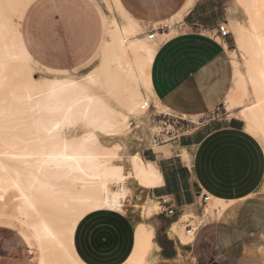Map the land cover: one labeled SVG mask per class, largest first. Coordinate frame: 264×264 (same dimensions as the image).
Instances as JSON below:
<instances>
[{"label": "bare ground", "instance_id": "bare-ground-1", "mask_svg": "<svg viewBox=\"0 0 264 264\" xmlns=\"http://www.w3.org/2000/svg\"><path fill=\"white\" fill-rule=\"evenodd\" d=\"M30 1L0 0V212L32 230L41 250L39 264H84L71 245L77 222L99 208L125 213L133 192L129 181L144 188L161 183L155 164L137 151L124 154L129 162L125 170L123 161L116 162L122 155L120 142L107 145L100 136L123 134L128 116L148 103L149 68L163 35L149 38L140 21L112 0L120 21L104 18L99 66L80 79L35 78L12 19L16 12L22 16ZM232 1L231 13L240 5L247 16V25L231 13L228 19L248 58L245 73L233 60L235 80L226 101L229 107L240 106L237 119L264 145V0ZM216 39L222 41L219 35ZM8 76L19 80L16 86H9ZM214 210L227 216L233 201L210 196L204 215ZM153 236L151 225L138 222L133 250L122 264H149L156 247Z\"/></svg>", "mask_w": 264, "mask_h": 264}, {"label": "crops", "instance_id": "crops-1", "mask_svg": "<svg viewBox=\"0 0 264 264\" xmlns=\"http://www.w3.org/2000/svg\"><path fill=\"white\" fill-rule=\"evenodd\" d=\"M119 1L145 29L158 22L180 21L177 32L159 43L149 79L150 97L184 120L183 134L157 150L130 146L142 160L154 163L161 175L159 185L140 187L139 198L156 203L165 195L176 208L171 217L156 213L151 222H145L154 229L156 244L149 264H245L250 252L263 253L264 235L245 247L242 217L236 225L216 219L199 222L188 242L172 232L173 224L184 227L185 213L200 217L202 194L234 204L255 196L264 185L261 141L236 117L203 119L222 103L232 85L228 38L216 39L218 25H226L228 6L225 0H192L189 6V0ZM22 44L32 59L23 40ZM166 147L168 153L163 151ZM125 162L128 170L127 158ZM257 204L253 200L241 205L238 215ZM137 222L129 212L95 209L77 222L71 238L73 251L84 264H122L133 250ZM40 257L32 230L9 212H0V264H39Z\"/></svg>", "mask_w": 264, "mask_h": 264}, {"label": "rangeland", "instance_id": "rangeland-1", "mask_svg": "<svg viewBox=\"0 0 264 264\" xmlns=\"http://www.w3.org/2000/svg\"><path fill=\"white\" fill-rule=\"evenodd\" d=\"M225 2L230 14L233 1L225 0ZM228 15L225 27L229 32L226 37L229 41V55L232 67L233 60H236L239 69L245 73L247 70L246 60L248 56L239 48L236 42L234 28L229 22ZM231 15H234L233 17L240 20L243 24H248L247 16L242 6H237V9L235 12H232ZM105 17H114L116 20L120 21L118 13L115 12L112 6V0H34L27 7L22 16L19 12H16L13 14L12 19L16 24L22 40L32 54L33 60L30 67L35 78L67 76L80 79L88 71L98 67L101 62L102 54L100 53V49L102 43L106 39ZM179 26L180 21L172 20L169 22L165 21L151 24L146 29L144 27V30L146 33H156V31L163 33V37L161 38V41H163L166 37L176 33ZM164 34H167V36ZM9 75L13 76L11 73ZM11 76H8L9 79L7 78L9 82L7 79L6 81L11 84L9 86H16L15 83L18 79L16 80ZM234 80L235 76L233 74L231 88L234 85ZM144 93L145 99H147L148 103L151 105L152 112H168L165 108H160V105L152 97L147 95V92L144 91ZM110 97L112 98L111 102L117 105L114 98L112 96ZM250 101L251 95H249V100L246 102L248 103ZM239 109L240 106L229 107L225 98L216 109L204 116L203 119L237 118ZM139 114L140 112L130 114L128 118L131 115ZM100 140L107 145H111V142H120L122 145L120 153H122V155L121 159L116 162L123 161L122 163H124V168L126 170L127 163L125 162L126 156L124 154L131 153L130 146L132 143L127 134V130L120 136H100ZM154 148L157 150L158 146L156 145ZM167 148L168 147L163 148L164 153H168ZM131 183L132 181H129L128 185H132L133 192L131 196L127 198L128 200H126L125 212H129L136 221H141L143 224L148 225L145 222H151L155 217L158 211L157 204L154 202H143V200L139 198V191L141 188H134L136 184ZM260 190L261 191L255 196L235 202L233 204L234 213L227 216H222L217 211L208 212L204 215V208L209 203L208 200L207 203H202L200 206V217L195 216V214L193 215L189 211V213L183 215L181 221L193 218L195 222H191V225H196L205 220L216 219L236 225L235 221L242 217L246 237L244 246L246 247L250 245L252 241L257 239L260 240L264 235V185ZM253 200L258 201L257 206L248 208L247 210L245 209L243 215H238L239 207ZM174 229L176 230H174L175 234L182 242L191 240L193 235L186 234L181 223L176 224ZM245 264H264V251L263 253L260 251L250 252Z\"/></svg>", "mask_w": 264, "mask_h": 264}, {"label": "built area", "instance_id": "built-area-1", "mask_svg": "<svg viewBox=\"0 0 264 264\" xmlns=\"http://www.w3.org/2000/svg\"><path fill=\"white\" fill-rule=\"evenodd\" d=\"M225 24H219L217 33L221 37H226L228 31ZM154 33H150L149 38H153ZM139 115H131L127 121V134L133 144L140 150H152L154 146L176 142L183 134V119L168 112L155 113L151 111V105L143 102L140 106ZM210 196L202 194L201 203H207ZM158 207L157 214L171 217L176 214V208L171 204V200L165 196H159L156 200ZM186 234L194 235L199 228V224L191 225L189 220L182 221Z\"/></svg>", "mask_w": 264, "mask_h": 264}]
</instances>
